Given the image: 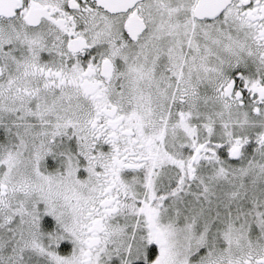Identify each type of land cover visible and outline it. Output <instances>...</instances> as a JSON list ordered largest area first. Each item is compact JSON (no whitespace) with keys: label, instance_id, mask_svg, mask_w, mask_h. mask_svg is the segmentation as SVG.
Returning a JSON list of instances; mask_svg holds the SVG:
<instances>
[{"label":"snow or ice","instance_id":"6c2138e0","mask_svg":"<svg viewBox=\"0 0 264 264\" xmlns=\"http://www.w3.org/2000/svg\"><path fill=\"white\" fill-rule=\"evenodd\" d=\"M0 264H264V0H0Z\"/></svg>","mask_w":264,"mask_h":264}]
</instances>
